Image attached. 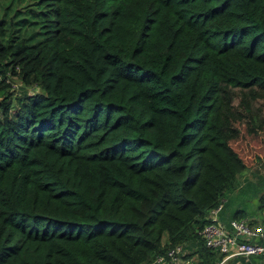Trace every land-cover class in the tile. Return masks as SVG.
<instances>
[{
  "label": "trees",
  "instance_id": "obj_1",
  "mask_svg": "<svg viewBox=\"0 0 264 264\" xmlns=\"http://www.w3.org/2000/svg\"><path fill=\"white\" fill-rule=\"evenodd\" d=\"M11 1L0 264H145L175 244L219 261L197 230L264 155V0H31L6 19Z\"/></svg>",
  "mask_w": 264,
  "mask_h": 264
},
{
  "label": "built area",
  "instance_id": "obj_2",
  "mask_svg": "<svg viewBox=\"0 0 264 264\" xmlns=\"http://www.w3.org/2000/svg\"><path fill=\"white\" fill-rule=\"evenodd\" d=\"M221 209L222 203L210 209L197 230L204 246L221 255L215 264L233 259L237 264H264V224H253L247 218L229 219L225 223L219 217ZM188 252L182 244H175L145 264H188L184 259Z\"/></svg>",
  "mask_w": 264,
  "mask_h": 264
},
{
  "label": "rangeland",
  "instance_id": "obj_3",
  "mask_svg": "<svg viewBox=\"0 0 264 264\" xmlns=\"http://www.w3.org/2000/svg\"><path fill=\"white\" fill-rule=\"evenodd\" d=\"M2 1V2H1ZM0 5H7V0H1ZM31 0H12L11 7L6 19L14 15L15 8H24L28 6ZM3 11H0V15ZM14 28L13 26H11ZM7 34V33H6ZM13 89L17 90L18 86H23L18 76L13 77ZM30 93L31 86H26ZM17 92V91H15ZM264 196V155L257 158L252 164L248 165L244 171L237 176L236 188L233 193H229L224 198L223 207L225 211H233L237 208H243L247 216H256L261 218L262 214L257 209L260 202V195ZM248 219V218H247Z\"/></svg>",
  "mask_w": 264,
  "mask_h": 264
},
{
  "label": "crops",
  "instance_id": "obj_4",
  "mask_svg": "<svg viewBox=\"0 0 264 264\" xmlns=\"http://www.w3.org/2000/svg\"><path fill=\"white\" fill-rule=\"evenodd\" d=\"M262 214V213H261ZM228 216H229V214H228V212H226V211H224V212H222V209H221V212H220V214H219V217H220V219L223 221V222H227L229 219H228ZM245 218H248V220L251 222V223H253V224H262V216H261V218H258V217H256V216H245ZM187 255H188V253L185 255V257H184V259H185V261L186 262H188V264H193V262H191V260H193V257H187ZM232 261V264H237V260L236 259H233V260H231ZM225 264H228V262L227 263H225Z\"/></svg>",
  "mask_w": 264,
  "mask_h": 264
}]
</instances>
